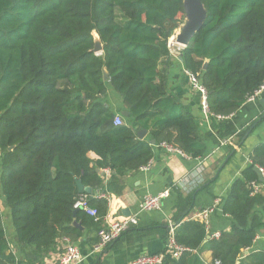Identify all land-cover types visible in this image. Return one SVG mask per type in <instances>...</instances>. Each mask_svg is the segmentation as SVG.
Returning <instances> with one entry per match:
<instances>
[{"label": "trees", "instance_id": "1", "mask_svg": "<svg viewBox=\"0 0 264 264\" xmlns=\"http://www.w3.org/2000/svg\"><path fill=\"white\" fill-rule=\"evenodd\" d=\"M202 3L207 18L176 62L198 75L210 111L230 116L264 85V0ZM184 17V0H0V201L9 211L17 249L33 264L60 252L64 238L78 245L98 235L102 220L74 207L87 194L78 182L92 189L89 204L103 219L108 203L94 195L104 185L98 170L124 177L154 157L153 145L139 139V131L191 159L206 155L197 119L169 81L174 61L167 43ZM95 32L101 53L94 52ZM109 87L130 114L120 126L101 100ZM213 121L220 138L233 134ZM263 122L264 114L239 134V145ZM249 159L222 202L230 230L206 241L203 223L182 224L176 239L189 251L177 264H205L200 254L207 249L212 264H264L263 252L245 255L264 227V194H253L250 186H264L255 172L264 170V143ZM192 208L193 196L179 195L178 221ZM89 241L96 244L99 237ZM9 250L0 206V264H13Z\"/></svg>", "mask_w": 264, "mask_h": 264}, {"label": "crops", "instance_id": "2", "mask_svg": "<svg viewBox=\"0 0 264 264\" xmlns=\"http://www.w3.org/2000/svg\"><path fill=\"white\" fill-rule=\"evenodd\" d=\"M179 59L180 57L172 56L174 64L169 72L170 85L175 89V95L181 103L188 106L196 117L200 132L205 138L207 153L203 158L195 160L178 152L169 153L166 148L161 147L162 143L152 144L153 140L147 131L144 139L151 142L154 150L150 170H139L124 177L113 172L106 176L103 170H98L104 179V185L94 192L95 198L99 191L105 192L111 199L108 204V213L115 218L137 216L138 225L131 227L119 240L99 253H93L95 244L89 241V239H97V233L85 236L78 243L83 255L81 264H129L140 255L161 254L168 240L169 224L174 223L177 231L186 222H201L198 215L207 208L214 210L210 217L211 233H224L230 230L231 219L223 213L222 202L227 197L231 186L242 178V173L249 166L250 153L259 144L264 143V122L252 127L242 146L239 145L238 136L264 114V93L255 101L247 102L231 118L222 122L225 126L224 132L233 133L222 139L215 130L213 119H206L204 116L200 98L192 91L184 76L183 65L176 62ZM101 100L116 116L127 122L128 119L122 115L123 112H127L122 97L111 87ZM170 137L173 140L175 132L171 133ZM229 139H231L230 143L223 144ZM89 156L93 160L98 159L94 153H90ZM167 190L170 194L163 200L161 210L151 212L140 210L139 206L144 197L159 195ZM261 193L264 194L263 185H261ZM179 195L193 196V208L180 221L177 219ZM216 201H220V204L214 208ZM0 206L4 213L5 229L10 245L7 255L13 257V264H33L17 249L14 229L8 217L9 211L2 201ZM210 239H212L211 236L207 235L206 241ZM64 246V243H61L60 249L62 250ZM252 252L264 253V227L258 230L253 247L247 250L245 255ZM57 253L47 257L45 263L52 260ZM200 257L205 264L213 263L211 250H205ZM165 264H177V262L171 259Z\"/></svg>", "mask_w": 264, "mask_h": 264}, {"label": "built area", "instance_id": "3", "mask_svg": "<svg viewBox=\"0 0 264 264\" xmlns=\"http://www.w3.org/2000/svg\"><path fill=\"white\" fill-rule=\"evenodd\" d=\"M167 47L171 56L173 57H180L182 51L185 49L184 46L178 44L175 40V36H172L168 43ZM184 75L187 78L188 84L193 92L197 93L200 98V105L202 112L206 119H214L217 122H223L229 118L230 116H223V115H214L210 111L209 103H208V93L206 88L201 84L198 75L193 74L189 71L184 70ZM264 93V85H262L248 100V102H253L257 98H259ZM114 124L116 126H120L124 124V121L121 117L116 116ZM233 139V138H231ZM231 139L227 140L223 144L230 143ZM161 147L166 148L169 153H180L183 154L177 148L167 144L162 143ZM186 156L185 154H183ZM152 167V163L149 162L147 165L141 168L142 171H148ZM261 172L264 175V170L261 169ZM112 171L110 169H104L103 173L107 176L110 175ZM104 175V176H105ZM104 180V179H103ZM250 186L253 188V194H257L261 192V184L257 182H252ZM170 191H164L159 195H149L144 197L142 202L140 203V210L142 212H151V211H158L161 210L163 207V200L169 197ZM96 199L105 200L109 204L111 200L109 195H107L103 191H99L96 195ZM220 204V201H216L214 208ZM77 210L85 211L89 216L95 218V221L102 220L103 226L98 232L99 241L93 247V253H99L107 246L113 244L117 240H119L124 233H126L131 227L138 225V218L137 216H129L124 218H115L111 214L107 213L106 216L101 219L99 217V213L97 209L93 208L89 204V199L87 194H83L79 197L76 201L75 206ZM213 208H207L202 210L199 213V218L201 223L206 226L207 234L211 236L212 239H219L222 236L221 232H210V217L213 214ZM169 233H168V240L165 245V250L161 254H154V255H140L135 259L131 260L129 264H165L168 259H172L176 262L180 260L183 254L189 249L180 243H178L176 239V225L174 223L169 224ZM64 248L60 252L56 254L52 260L44 264H81L83 261V255L78 247L74 242H72L69 238H64L63 242ZM219 264V263H216Z\"/></svg>", "mask_w": 264, "mask_h": 264}, {"label": "water", "instance_id": "4", "mask_svg": "<svg viewBox=\"0 0 264 264\" xmlns=\"http://www.w3.org/2000/svg\"><path fill=\"white\" fill-rule=\"evenodd\" d=\"M184 12H185V20L184 23L180 25L178 32H176L175 40L178 44L187 48L190 45L193 37L197 34V32L201 30L207 18V10L203 5L202 0H184ZM93 34L96 41L94 52L101 53L103 46L100 42L99 36L96 32ZM180 61H182V55L180 56ZM207 63L208 61L205 62V67L207 66ZM104 78L107 81L109 80V75L107 72L105 73ZM122 115L125 118H128L130 116L128 112H123ZM146 134H147L146 130H141L138 133L139 139L141 140L144 139ZM152 144L155 145L156 142L153 141ZM255 172L259 177L260 183H264V175L259 167H255ZM78 187L81 193H87V194L93 193L91 188H85L80 182H78ZM74 226L81 228V224L77 222H74Z\"/></svg>", "mask_w": 264, "mask_h": 264}, {"label": "rangeland", "instance_id": "5", "mask_svg": "<svg viewBox=\"0 0 264 264\" xmlns=\"http://www.w3.org/2000/svg\"><path fill=\"white\" fill-rule=\"evenodd\" d=\"M184 20H185V17L183 18V23H184ZM178 30H179V29L175 30V32H174V35H173V36H175V35H176V32H178Z\"/></svg>", "mask_w": 264, "mask_h": 264}]
</instances>
